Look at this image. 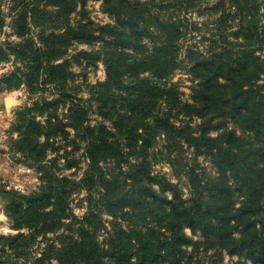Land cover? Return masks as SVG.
Wrapping results in <instances>:
<instances>
[{
    "label": "trees",
    "instance_id": "16d2710c",
    "mask_svg": "<svg viewBox=\"0 0 264 264\" xmlns=\"http://www.w3.org/2000/svg\"><path fill=\"white\" fill-rule=\"evenodd\" d=\"M13 1L12 28L22 42L11 51L24 70L23 83L31 91L49 85L57 94L50 102L36 104L35 110H50L46 126L28 122L20 132L22 143L37 161H42L49 138L58 133L64 136V129L71 128L86 145L90 170L81 181L91 198L86 200L84 214L74 215L70 197L81 181L58 178L50 169H43L39 193L23 196L7 192L10 202L5 210L12 227L27 233L0 237L5 242L0 249V264H11L6 247L14 260H33L30 264H48L49 256L57 264H192L191 254L185 250L188 247L193 251L201 247L205 254L213 252V264H221L224 255L237 256L235 264H264V216L262 196L258 195L264 189V84L258 83L264 76V59L255 55L251 45L263 42L264 31L263 40L258 39L255 22L245 20L236 36L246 45H239L235 58L225 47L229 42L222 29L206 54L189 48V72L196 84L190 89V103H182L175 84L159 85L143 77L147 74L167 79L178 66V42L183 37L180 26L168 17L150 32V24L141 23V19L152 1L117 0L125 8L121 14L114 0L111 5L115 6V15H122L117 18L120 31L110 29L111 51L96 58L104 64L106 80L96 83L90 97L83 99L67 88L73 74L68 71L67 60L61 59V47L69 40L90 41L93 36L84 25L72 28L66 24L48 33L44 22L37 29V47L27 38L30 22L38 13L36 8H45L52 0ZM55 1L51 5L66 8L64 1ZM158 2L183 14L200 8L199 0ZM226 6L242 11L258 8L259 3L214 0L211 8H223V14ZM154 33L160 35V42L151 41ZM143 39L149 40L148 46ZM59 59L61 62L54 64ZM67 101L70 105L64 124L56 111ZM93 101L100 120L90 126L85 123ZM208 107L212 113L215 110L212 118L218 124L209 123ZM193 118L200 121L195 124L196 130L189 125ZM22 119L24 124L26 120ZM227 120L240 128L237 131L241 136L248 134L258 144L247 141L250 150L243 153L241 147L246 141L235 136L234 128L215 139L207 136ZM175 121L181 124L177 126ZM41 135L45 142L38 145ZM159 138L170 153L186 146L208 155L216 178L207 182L191 178V196L183 199L175 184L152 171L149 150ZM170 153L167 161L173 165ZM239 195L248 196L238 202ZM104 216L110 220H104ZM185 230L202 241L192 240ZM48 234L57 235L49 239ZM103 235L105 238L99 241ZM38 237L46 245L41 257L35 258L33 247Z\"/></svg>",
    "mask_w": 264,
    "mask_h": 264
},
{
    "label": "rangeland",
    "instance_id": "374dc122",
    "mask_svg": "<svg viewBox=\"0 0 264 264\" xmlns=\"http://www.w3.org/2000/svg\"><path fill=\"white\" fill-rule=\"evenodd\" d=\"M62 1H64L63 4L66 8H57L51 5V2H56L55 0L45 4V8H36L38 13L31 19L30 33L27 38L34 41L39 47L37 29L41 28L44 22H46L44 26H46L48 33L56 30L55 27H64L66 24L72 28L84 25V30L93 38L90 41L69 40L65 47H61V59L67 60L68 71L73 74V81L68 83L67 88L78 98L88 99L91 95L92 87L96 83H102L106 80L104 64L101 59L96 58L98 56L103 58L111 51V46L108 45L111 37L110 29L113 28L112 31L115 32L120 31L117 18H121L122 15L117 17L115 15L117 11L113 9L115 6L111 4L116 1L121 14L124 13L125 8L123 4L119 6L117 0H109V3H105L104 0ZM137 1L142 4L152 1L146 7L145 15L141 19V23L148 22L150 24V32L154 31V28L161 20H167L168 17H171L180 26L179 30L183 37L178 42V66L171 71L167 79L159 80L155 77H149L147 74H144L143 77H148L151 82L159 85L175 84L178 93H181L179 99L182 103H190V89L196 84L189 72L190 61L187 60L186 56V51L189 48L192 50L197 49L206 54V51L213 46L212 40L216 39V34L222 29V34L228 37L227 42H229V45H225V47L232 51L231 57L235 58L239 45H246L240 36H236V33L240 30L239 28L245 25V20L250 23L255 22L259 34L257 38H262L263 40L261 32L264 31V0H257L259 3L258 8H241L242 11H236L234 8L226 6L223 14L221 13L223 8H218L217 11L211 8L214 0H199L200 8H196L194 11L188 9L184 14L170 10V7L159 3L158 0ZM14 7L15 2L13 0H0V237L3 238L15 236L17 233H27L24 229L16 231L12 227V222L5 210L10 202L6 197L7 192L23 196H32L39 193L43 185L41 181L43 169H50L58 178H67L75 182L83 180L86 173L90 170L86 145L79 141L75 132L69 127L64 129L66 135L63 136L62 133H58L49 138V146L42 161H37L35 155L27 151L25 144L22 143L23 138L20 132L23 131L28 122L33 120L42 126H46L50 110H35L34 108L38 109L36 104L41 105L43 101L50 102L57 98V94L50 89L49 85L31 91L23 83L21 73H24V70L11 51L14 45L22 42L15 36L12 28ZM219 18H221V21H218ZM151 41L160 42V35L154 33ZM142 43L148 46L149 40L143 39ZM251 45L255 48V55L264 59V40L256 44L251 42ZM61 59L54 61V64L60 63ZM258 83L264 84V76L260 78ZM6 98L13 100L15 104L6 108L4 105ZM69 103L70 101H67L65 107L61 108L59 106L56 111V116L64 124L67 122L65 115L68 114ZM92 104L86 117L87 123L85 124L95 126L100 118L96 111L97 103L93 101ZM207 113L206 117L211 118L209 123L211 125L218 124L219 121L212 118L215 110L212 113V109L208 107ZM172 114L176 115L175 113ZM21 119L23 121L26 120L24 124H22ZM178 119L180 120L181 118L179 117ZM186 120L188 119L185 118L184 121ZM51 121L54 120L51 119ZM189 121V125L196 130L195 124L200 121L196 118ZM225 122L218 129L210 130L207 136L215 139L225 130L234 128L236 131L235 136L246 141L241 147L243 153H247L250 150L247 141L253 146L258 144L255 140H251L248 134L241 136L237 131L240 128L229 123V120ZM180 124V121H175V125L178 126ZM106 126H108V123ZM44 142L45 137L43 135L39 136L38 145ZM164 145L163 140L159 138L154 141L152 148L149 150L152 171L154 174L163 176L169 183L175 184L180 190L183 199L187 200L191 196L189 181L191 178H196L201 182L216 178V168L212 165L208 155L197 154L193 148L186 146L170 153ZM169 153L173 165L167 161ZM85 190L87 189L81 181L70 197L69 206L72 213L78 217L84 214L86 200L91 198ZM258 195L262 196L260 204L264 216V189ZM239 196L238 202H241L242 195ZM245 196L242 199H245ZM103 219L110 220L107 216H104ZM185 233L194 241H202L199 236L192 235L188 230H185ZM56 235L48 234L47 238H55ZM104 238L105 235L100 236L99 241ZM36 240L37 243L33 247V256L38 258L41 257V252L46 243L41 237ZM4 243L3 240L0 241V249ZM4 250L11 255V264L15 262L17 264H30V262H33V260L29 263L20 259L14 260L11 250L7 247ZM185 250L188 254H191L192 264H213L216 261V257L211 255L213 252L205 254L201 247L194 251L192 247H188ZM4 258L9 260L6 255ZM237 261V256L224 255L221 264H235ZM48 264H57V262L54 257L49 256ZM247 264L249 263L247 262Z\"/></svg>",
    "mask_w": 264,
    "mask_h": 264
},
{
    "label": "water",
    "instance_id": "95a60500",
    "mask_svg": "<svg viewBox=\"0 0 264 264\" xmlns=\"http://www.w3.org/2000/svg\"><path fill=\"white\" fill-rule=\"evenodd\" d=\"M12 104H15V102L13 100H11L9 98H6L4 100V105H5L6 108H8L9 106H11Z\"/></svg>",
    "mask_w": 264,
    "mask_h": 264
}]
</instances>
